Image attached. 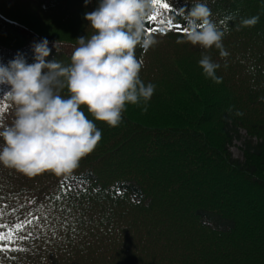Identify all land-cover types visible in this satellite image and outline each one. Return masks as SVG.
I'll return each instance as SVG.
<instances>
[{
    "label": "trees",
    "instance_id": "16d2710c",
    "mask_svg": "<svg viewBox=\"0 0 264 264\" xmlns=\"http://www.w3.org/2000/svg\"><path fill=\"white\" fill-rule=\"evenodd\" d=\"M40 1L52 4L47 9L63 29L40 36L0 21V64L18 55L33 63V43L47 38L52 50L46 59L67 65L75 39L93 33L84 14L99 0ZM168 2L170 20L186 27L181 11L194 0ZM208 6L226 29L227 57L204 49L220 64L219 82L192 73L168 52L155 53L158 43L146 52L138 46L142 81L162 86L146 112L142 105L126 107L120 125L109 127L82 106L102 136L70 174L28 176L0 165V224L16 233L6 244L26 249L0 252V264H264V0H208ZM254 15V26L237 30L240 18ZM157 33L151 34L156 40ZM211 82L216 91L209 90ZM9 89L0 85L3 123L14 117ZM215 124L222 145L208 128ZM242 130L247 136L239 160L230 148L243 139ZM71 179L79 186L69 185ZM62 181L70 186L66 194ZM17 223L26 226L17 230Z\"/></svg>",
    "mask_w": 264,
    "mask_h": 264
},
{
    "label": "clouds",
    "instance_id": "9594fccd",
    "mask_svg": "<svg viewBox=\"0 0 264 264\" xmlns=\"http://www.w3.org/2000/svg\"><path fill=\"white\" fill-rule=\"evenodd\" d=\"M154 9V0H99L95 10L84 14L94 31L75 39L67 65L46 59L52 50L47 38L33 43V63L18 55L0 64V85H10L5 96L14 109L11 122L0 123V165L28 176L45 170L70 174L102 136L82 106L109 127L120 125L129 103L148 110L156 86L142 81L143 58L135 50L139 46L146 52L158 42L145 27ZM181 15L186 31L177 37L178 44L214 47L221 57L229 55L223 45L226 29L211 18L208 0H194ZM258 21V15L243 17L235 26L239 30ZM53 47L60 52L57 42ZM198 64L207 78L220 81V64L208 54L202 53ZM65 88L67 96L61 94Z\"/></svg>",
    "mask_w": 264,
    "mask_h": 264
},
{
    "label": "rangeland",
    "instance_id": "374dc122",
    "mask_svg": "<svg viewBox=\"0 0 264 264\" xmlns=\"http://www.w3.org/2000/svg\"><path fill=\"white\" fill-rule=\"evenodd\" d=\"M174 1L180 2L182 0ZM47 8H52V4H48V6L46 7V5H42L40 0H38L37 2H32L31 0H0V21L3 20L5 24L9 23L24 26L30 31L32 30L36 32V34L40 36H47L48 34L56 35L63 29L62 21L60 20L59 16L50 14V11ZM161 12V19L167 22V10H161ZM157 34L160 37H158L157 40L158 45L154 48L155 53L168 52L167 55L170 56V58H177L176 61L179 62L184 68H189L192 73H196L199 76H205L202 72L201 66L198 64V60L201 58L202 53L207 54V51H204V49H202L199 45H192L189 42L178 44L176 40L178 36H182L181 33L167 31L164 34L160 32H158ZM196 50H199V52H197ZM155 86V91L158 90L159 92V90L162 89V86L160 85ZM209 90L212 92L216 91V85L211 82ZM133 105L135 104L129 103L127 104V108L133 107ZM152 112H155V110H153ZM219 126L220 125L215 124L210 125V127L208 128L212 130L211 133L212 135H214V141L218 142L219 145H222L223 140H221V138H223V135L221 133V127ZM240 133L243 139L234 141L233 145L230 148V151L234 158L242 160L243 153L241 148L243 147V141L244 138H246L247 134L246 130H242ZM0 232L3 231L0 230ZM88 241L90 242V244H96L90 239ZM4 243H6V239ZM84 252H89L92 254L93 250H85Z\"/></svg>",
    "mask_w": 264,
    "mask_h": 264
},
{
    "label": "snow or ice",
    "instance_id": "6c2138e0",
    "mask_svg": "<svg viewBox=\"0 0 264 264\" xmlns=\"http://www.w3.org/2000/svg\"><path fill=\"white\" fill-rule=\"evenodd\" d=\"M154 5H155V11L147 18V22L149 24H156V27H148L146 28V31L148 34H152L154 32H160L162 34L166 33L168 30H178L181 32H185L186 31V27L181 26L179 24H175L173 23L170 19L165 22L163 19H161V15L162 12L161 10H167V11H172V7L169 4L168 0H154ZM221 23H224V21H221ZM159 25H165V27H160ZM4 107H7V105H5ZM0 123H3V121H0ZM68 185H65L64 182H61V192L62 194H66L69 190ZM60 198V197H58ZM36 218V217H34ZM27 224H31L32 220H28L26 222ZM26 226L25 223H17L15 224V229L19 230L22 229ZM0 228H8V232L7 234L0 232V252H7L9 250H13V251H26V249L17 247L15 249H12L10 244H6L4 243L5 238L7 236L8 239L13 238L16 233L13 232L12 227L8 226V225H4V224H0ZM29 237H22V239H27Z\"/></svg>",
    "mask_w": 264,
    "mask_h": 264
}]
</instances>
